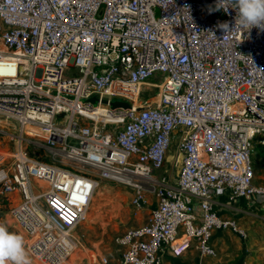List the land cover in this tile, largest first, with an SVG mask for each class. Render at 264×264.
<instances>
[{
    "label": "built area",
    "instance_id": "obj_1",
    "mask_svg": "<svg viewBox=\"0 0 264 264\" xmlns=\"http://www.w3.org/2000/svg\"><path fill=\"white\" fill-rule=\"evenodd\" d=\"M219 2L0 0V119L60 158L21 144L0 152V194L13 198L31 264H81V253L87 264H161L166 248H193L206 264L214 231L246 237L216 204L264 207L251 160L254 143L264 148V31L234 30L236 10ZM148 87L154 100L141 97ZM172 146L170 183L156 173ZM101 180L132 187L136 209L146 191L157 198L146 222L115 238V260L77 231Z\"/></svg>",
    "mask_w": 264,
    "mask_h": 264
},
{
    "label": "rangeland",
    "instance_id": "obj_2",
    "mask_svg": "<svg viewBox=\"0 0 264 264\" xmlns=\"http://www.w3.org/2000/svg\"><path fill=\"white\" fill-rule=\"evenodd\" d=\"M161 76L150 78L151 81L159 83ZM157 93L155 87L145 88L142 93V98H150L154 100V95ZM117 100V99H113ZM120 104L117 106L128 107L126 101L120 100ZM126 103L127 106H124ZM72 142V140H71ZM21 144L26 147L27 152L39 159V160H54L60 161L59 157L51 158L47 155V151L41 145L43 141L37 135H23L18 131V127L14 121L0 119V152L11 153L15 150L16 146ZM251 153V160L254 163L255 168L258 170V177H264V148L255 146ZM175 147L172 146L169 150L167 157V164L165 169L159 173H156L157 177H161V174H166L169 181L175 182L176 174L178 171V165L174 164ZM257 164V165H256ZM64 165V164H63ZM65 166L70 168L74 165L66 164ZM79 172H86L85 167H76ZM259 182L256 178L254 183ZM32 185L35 189L39 188V182L32 180ZM133 195V189L130 186L123 185L121 183L101 180L93 194L91 203L87 210L86 218L78 225L77 231L85 239L86 243L92 247L94 255L102 253L103 255H109L110 258H116L120 251V247L115 243V238L121 235L126 229L137 226L148 219L150 215V208L156 203V195L153 192L146 191L147 204L144 208H138L132 204L131 199ZM222 202V201H221ZM228 207L242 208V204L237 202H225ZM14 207L13 198L6 197L0 194V222H3L10 232L16 230L14 222L11 217V209ZM153 208V207H152ZM230 209V217L235 218L237 224L242 228L246 237L233 233L231 230H223V233L227 232L228 240L231 243H240L242 245V252L239 259H245L249 264H264V207L254 206L252 209L243 210V213L233 215ZM232 215V216H231ZM234 241V242H233ZM84 255H77L76 258L82 260L81 264H87ZM31 263L33 258L29 255ZM246 257V258H245ZM84 260H83V259ZM247 259V260H246ZM251 260V261H249ZM92 264H97V257Z\"/></svg>",
    "mask_w": 264,
    "mask_h": 264
},
{
    "label": "clouds",
    "instance_id": "obj_3",
    "mask_svg": "<svg viewBox=\"0 0 264 264\" xmlns=\"http://www.w3.org/2000/svg\"><path fill=\"white\" fill-rule=\"evenodd\" d=\"M223 3L220 0L219 5ZM236 10L235 28L250 31L253 27L264 31V0H229ZM228 30L227 23L219 25ZM0 264H31L25 240L22 234L10 232L8 227L0 222Z\"/></svg>",
    "mask_w": 264,
    "mask_h": 264
},
{
    "label": "crops",
    "instance_id": "obj_4",
    "mask_svg": "<svg viewBox=\"0 0 264 264\" xmlns=\"http://www.w3.org/2000/svg\"><path fill=\"white\" fill-rule=\"evenodd\" d=\"M256 178L259 181L257 183L264 182V177L262 176L261 178L258 177L257 169H256ZM170 183H172V181ZM219 200L218 202L220 203L216 204L217 208H221L222 212H225L226 215L229 216L231 214L229 212L231 207H228V205L224 203V198H220ZM251 201L252 199L250 197H247L246 199L239 201L238 204H242L243 210L246 211L247 209L254 208L253 205H250ZM156 204H157V198H156V203L154 204V206ZM152 207L150 208V211ZM231 210H232L233 215L241 213V212L243 213V210L240 208H232ZM235 218H237V216ZM211 244L216 251V256L214 258H210V257L205 258L204 261L206 264H246L245 259L244 260L239 259L240 258L239 256L241 255L240 252H242V245L240 243L238 244L237 242L231 243L228 240L227 232L223 233V231H214L212 235V239H211ZM160 256H161V264H195L198 258V253L193 248H189L187 250L182 251L179 255L176 256L172 254L169 248H166L161 252ZM115 259L116 258L112 260H115ZM247 263L249 264L250 262L247 261Z\"/></svg>",
    "mask_w": 264,
    "mask_h": 264
},
{
    "label": "water",
    "instance_id": "obj_5",
    "mask_svg": "<svg viewBox=\"0 0 264 264\" xmlns=\"http://www.w3.org/2000/svg\"><path fill=\"white\" fill-rule=\"evenodd\" d=\"M156 14H158V10H156ZM96 98L95 97H91L90 98V101H92L93 102V104H96ZM120 100H113V101H111V105H112V107H115V106H117L118 104H120V102H119ZM103 102H106V101H103ZM123 105L124 106H127V104L126 103H123Z\"/></svg>",
    "mask_w": 264,
    "mask_h": 264
}]
</instances>
